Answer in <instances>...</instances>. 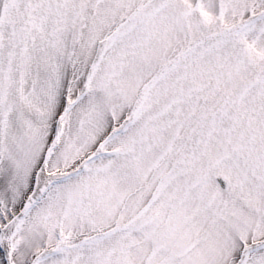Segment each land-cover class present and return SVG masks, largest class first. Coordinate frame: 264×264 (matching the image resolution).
<instances>
[{
  "label": "snow or ice",
  "instance_id": "snow-or-ice-1",
  "mask_svg": "<svg viewBox=\"0 0 264 264\" xmlns=\"http://www.w3.org/2000/svg\"><path fill=\"white\" fill-rule=\"evenodd\" d=\"M0 264H264V0H0Z\"/></svg>",
  "mask_w": 264,
  "mask_h": 264
}]
</instances>
